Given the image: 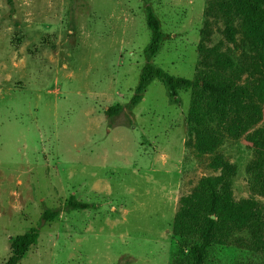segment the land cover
<instances>
[{
    "label": "rangeland",
    "instance_id": "obj_1",
    "mask_svg": "<svg viewBox=\"0 0 264 264\" xmlns=\"http://www.w3.org/2000/svg\"><path fill=\"white\" fill-rule=\"evenodd\" d=\"M216 0H0V264L9 238L39 227L18 264H188L173 239L182 196L222 154L235 164L232 199L264 213V75L200 63L198 43L221 42ZM160 21L166 72L236 89L215 105L194 88L172 103L153 79L129 100L150 32L146 6ZM208 11V15L206 12ZM238 54V51H236ZM121 105L112 118L105 110ZM93 206L61 211L39 224L45 207L68 196ZM215 244L204 264H264V250Z\"/></svg>",
    "mask_w": 264,
    "mask_h": 264
},
{
    "label": "trees",
    "instance_id": "obj_2",
    "mask_svg": "<svg viewBox=\"0 0 264 264\" xmlns=\"http://www.w3.org/2000/svg\"><path fill=\"white\" fill-rule=\"evenodd\" d=\"M219 14L225 20L222 34L231 47L222 48L221 42L208 46L209 21H204L205 36L198 43L200 63L205 66L248 74L264 75V0H216ZM146 25L150 32L145 48L146 61L143 64L129 106L138 104L153 79H158L166 89L169 101L178 102V89L194 88L207 92L215 105L237 91L213 82L172 75L155 65L150 59L158 52L163 40L160 21L150 6H146ZM206 12V11H205ZM208 15V11L206 12ZM238 51V54H236ZM119 104L106 108L109 124L122 111ZM259 170L256 179H264V151H259ZM217 171L203 176L196 188L182 196L175 214L172 230L173 239L186 247L188 264H204L213 245H228L235 232L247 231L248 239L235 237L237 247L264 250V213L253 200L232 199V178L236 175L235 164L222 154H216L209 162ZM264 183V181H263ZM93 206L68 196L62 206L45 207L39 217V224L59 217L61 211L86 209ZM39 227H31L23 233L10 236L11 255L2 264H18L29 247L39 237Z\"/></svg>",
    "mask_w": 264,
    "mask_h": 264
}]
</instances>
